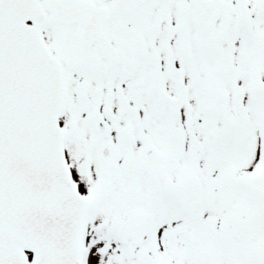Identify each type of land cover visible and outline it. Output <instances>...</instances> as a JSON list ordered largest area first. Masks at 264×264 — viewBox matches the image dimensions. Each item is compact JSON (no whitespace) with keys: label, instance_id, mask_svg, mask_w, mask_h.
Segmentation results:
<instances>
[{"label":"snow or ice","instance_id":"6c2138e0","mask_svg":"<svg viewBox=\"0 0 264 264\" xmlns=\"http://www.w3.org/2000/svg\"><path fill=\"white\" fill-rule=\"evenodd\" d=\"M0 264H264V0H0Z\"/></svg>","mask_w":264,"mask_h":264}]
</instances>
